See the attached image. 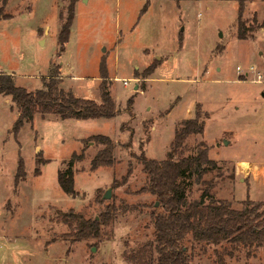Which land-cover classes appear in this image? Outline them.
Returning <instances> with one entry per match:
<instances>
[{"label":"rangeland","instance_id":"obj_1","mask_svg":"<svg viewBox=\"0 0 264 264\" xmlns=\"http://www.w3.org/2000/svg\"><path fill=\"white\" fill-rule=\"evenodd\" d=\"M241 1L252 26L245 39L237 38L235 26ZM70 3L7 0L11 17L0 20V70L35 90L59 66L62 88L99 101L104 83L119 112L98 119L35 114L14 133L17 109L0 94V264H132L129 253L153 235L155 196L137 192L146 182L139 155L165 158L176 126L193 117L196 103L209 118L202 135L186 138L185 154L199 141L206 144L219 166L203 176L215 199L234 209L264 203V0H73L60 51L57 36ZM152 62L158 65L145 75ZM94 134L113 140L114 162L92 170L90 160L103 147L90 140ZM74 152L82 154L74 158L72 197L60 189L57 171ZM18 158L25 176L16 181ZM107 188L111 195L104 199ZM202 188L193 182L187 199L198 198ZM107 204L117 210L99 236L74 239L62 213L72 209L93 219ZM183 244L188 264H220L218 258L264 264V246H211L191 234Z\"/></svg>","mask_w":264,"mask_h":264},{"label":"trees","instance_id":"obj_2","mask_svg":"<svg viewBox=\"0 0 264 264\" xmlns=\"http://www.w3.org/2000/svg\"><path fill=\"white\" fill-rule=\"evenodd\" d=\"M6 2L7 0H0V20L11 17L5 12ZM243 3L239 2L237 8L235 26L238 39H245L247 32L252 30V26L247 25V20L243 19ZM73 4L71 0L68 15L58 32L60 51L64 50L69 38L74 15ZM250 22L256 25L255 14L252 15ZM261 25H264V20ZM157 65L150 63L144 70L145 75L150 74ZM59 73V66L53 65L47 76L42 77L41 88L27 90L15 84L13 74L0 70V94L9 96L18 112L12 128L14 133H17L24 123L32 122L35 114L42 116L51 114L60 119H98L110 118L119 112L104 83L100 84L98 103L93 99L75 96L70 90L63 89L60 86ZM131 104L130 98L128 108ZM208 118V112L202 109L200 103H196L193 117L180 121L176 126L165 158H147L143 150L141 151L138 159L146 175V182L137 192H148L155 196L149 212L153 235L148 242L129 253L127 259L132 264H188L189 255L183 241L189 234L195 242L211 246L230 243L232 246H243L247 250L264 246V203L257 202L241 209H234L229 202L215 199L210 191L211 180H206L203 176L213 169H219V166L208 157L206 144L199 141L192 153L185 154L186 138L192 134L202 135L205 120ZM90 140L103 145L91 158L90 168L94 170L99 166L112 165L113 140L104 134L91 135ZM81 154L72 153L66 167L57 171L60 189L72 197L77 195L74 188V158H80ZM44 162L42 158L37 159L39 165ZM34 173L39 174L40 168L36 167ZM24 176L23 162L18 158L15 180L18 181ZM193 182L203 185V188L198 198L188 200L187 190ZM129 206L124 204V207ZM116 210L114 204H107L98 217L93 219L84 218L82 214L72 209L62 214L67 216L64 220L74 239L81 240L97 238L101 226L110 221ZM218 262L223 264L220 258Z\"/></svg>","mask_w":264,"mask_h":264},{"label":"built area","instance_id":"obj_3","mask_svg":"<svg viewBox=\"0 0 264 264\" xmlns=\"http://www.w3.org/2000/svg\"><path fill=\"white\" fill-rule=\"evenodd\" d=\"M250 68L253 69L252 66ZM237 69L240 70L239 67H237ZM260 78H261V75L259 73H257V79H255V81H258L259 82L260 81ZM124 84H126V81H124ZM239 166L242 169V171H244L240 164H239ZM246 172L247 173H249V172L252 173V169L251 168H248Z\"/></svg>","mask_w":264,"mask_h":264},{"label":"water","instance_id":"obj_4","mask_svg":"<svg viewBox=\"0 0 264 264\" xmlns=\"http://www.w3.org/2000/svg\"><path fill=\"white\" fill-rule=\"evenodd\" d=\"M262 95H264V93ZM110 195H111V189L110 188H107L105 190V192L103 193L102 198L108 199L110 197ZM157 204L158 203L156 202L155 205H157ZM92 250H94V248H92Z\"/></svg>","mask_w":264,"mask_h":264},{"label":"crops","instance_id":"obj_5","mask_svg":"<svg viewBox=\"0 0 264 264\" xmlns=\"http://www.w3.org/2000/svg\"><path fill=\"white\" fill-rule=\"evenodd\" d=\"M46 29H47V28H45V31H46ZM46 76H47V75H46ZM46 76H45V77H46ZM61 82H62V80H61ZM60 86H61V85H60ZM135 86H136V85H135ZM135 86H134V87H135ZM61 87H62V86H61ZM63 89H64V88H63ZM65 90H66V89H65ZM8 97H9V96H8ZM95 101H96V100H95ZM96 102L99 103V102H100V99H99V101H96ZM132 103H133V101H132ZM130 108L132 109V104H131V107H130ZM130 113H131V112H130ZM17 114H18V112H17ZM131 116H132V114H131ZM65 119H75V118H65ZM121 125H126V122L123 123V124H121ZM123 129H125V128H121V126H120V130L122 131ZM220 133H221V132H220ZM220 133H219V134H220ZM221 135H222V134H221ZM218 137H220V136H218Z\"/></svg>","mask_w":264,"mask_h":264}]
</instances>
